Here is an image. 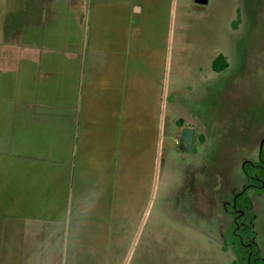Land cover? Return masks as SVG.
Wrapping results in <instances>:
<instances>
[{
  "label": "rangeland",
  "instance_id": "1",
  "mask_svg": "<svg viewBox=\"0 0 264 264\" xmlns=\"http://www.w3.org/2000/svg\"><path fill=\"white\" fill-rule=\"evenodd\" d=\"M79 2L47 33L71 49L13 102L36 132L0 153V264H234L224 205L264 139V0Z\"/></svg>",
  "mask_w": 264,
  "mask_h": 264
},
{
  "label": "crops",
  "instance_id": "2",
  "mask_svg": "<svg viewBox=\"0 0 264 264\" xmlns=\"http://www.w3.org/2000/svg\"><path fill=\"white\" fill-rule=\"evenodd\" d=\"M79 1L0 0V153H4V159L10 158L14 161L17 155L25 153L26 146L32 148L31 141L35 144L36 131L33 133V124L15 117L19 111L12 107L13 102L17 99L19 103L30 95L28 85L31 76L28 77V71L50 66L55 57L50 58L49 55L55 56L57 51L71 49L70 44L69 48L67 43L62 44L47 33L54 28L55 35L56 30L65 25V5L70 4L71 10H74L76 4H80ZM134 5L136 8H142L136 2ZM71 19L72 16H69L68 24ZM58 44L63 46L60 48ZM48 50L53 53H43ZM25 106H28L27 103ZM22 111L27 112V109ZM18 144L21 147H18ZM34 149L37 151L35 145Z\"/></svg>",
  "mask_w": 264,
  "mask_h": 264
},
{
  "label": "flooded vegetation",
  "instance_id": "3",
  "mask_svg": "<svg viewBox=\"0 0 264 264\" xmlns=\"http://www.w3.org/2000/svg\"><path fill=\"white\" fill-rule=\"evenodd\" d=\"M263 152L264 139L261 143L259 160H246L243 168L245 183L242 186L232 187V198L224 205V211L231 216V221L225 222L222 229V245L225 251L234 254V264H241L239 250L243 253L242 257L246 259V264H264V250L260 248L256 239L257 213L254 200V196L264 194V176H261L264 175ZM242 196L247 197L249 202L240 205L238 200Z\"/></svg>",
  "mask_w": 264,
  "mask_h": 264
},
{
  "label": "trees",
  "instance_id": "4",
  "mask_svg": "<svg viewBox=\"0 0 264 264\" xmlns=\"http://www.w3.org/2000/svg\"><path fill=\"white\" fill-rule=\"evenodd\" d=\"M229 66V61L227 60L226 56H224L223 54L219 55L213 63V67L215 70L217 71H221L225 68H227ZM264 154V152H263ZM249 165V164H248ZM248 169V168H247ZM261 176H264L261 174ZM249 198V197H248ZM249 202V200L247 199V197L242 196L239 200L238 203L240 205H244L245 203ZM239 262H241V264H246V259L242 257V252H240L239 250Z\"/></svg>",
  "mask_w": 264,
  "mask_h": 264
},
{
  "label": "water",
  "instance_id": "5",
  "mask_svg": "<svg viewBox=\"0 0 264 264\" xmlns=\"http://www.w3.org/2000/svg\"><path fill=\"white\" fill-rule=\"evenodd\" d=\"M198 3H206L208 0H196ZM182 140L186 143V147L188 150H193L194 143H195V129L190 126H186L183 128Z\"/></svg>",
  "mask_w": 264,
  "mask_h": 264
}]
</instances>
